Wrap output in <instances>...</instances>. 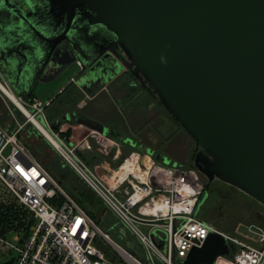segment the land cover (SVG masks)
Returning a JSON list of instances; mask_svg holds the SVG:
<instances>
[{
  "label": "water",
  "instance_id": "obj_1",
  "mask_svg": "<svg viewBox=\"0 0 264 264\" xmlns=\"http://www.w3.org/2000/svg\"><path fill=\"white\" fill-rule=\"evenodd\" d=\"M77 60L84 90L128 71L196 139L194 167L208 179L197 211L216 180L264 205V0H0V65L17 94ZM226 254L213 233L185 263Z\"/></svg>",
  "mask_w": 264,
  "mask_h": 264
},
{
  "label": "built area",
  "instance_id": "obj_2",
  "mask_svg": "<svg viewBox=\"0 0 264 264\" xmlns=\"http://www.w3.org/2000/svg\"><path fill=\"white\" fill-rule=\"evenodd\" d=\"M77 64L82 66L81 61ZM19 100L29 113L17 107L21 114L16 115L10 109V126L0 124V253L13 254V264H186L190 252L213 233L224 236L230 246V254L213 264H264V228L250 225L241 238L198 218L206 185L196 168L166 164L145 150H134L117 164L104 160L92 168L80 152L93 150L89 137L105 156L117 145L114 139L92 129L77 144L69 142L50 125L39 100ZM27 124L47 138L132 232L129 246L111 238L32 154L21 138ZM58 196L63 198L60 204L52 201ZM8 210L18 212L28 230L6 221Z\"/></svg>",
  "mask_w": 264,
  "mask_h": 264
},
{
  "label": "rangeland",
  "instance_id": "obj_3",
  "mask_svg": "<svg viewBox=\"0 0 264 264\" xmlns=\"http://www.w3.org/2000/svg\"><path fill=\"white\" fill-rule=\"evenodd\" d=\"M71 67L72 68L68 69L67 72H64V77L67 81L66 86L73 83L71 86V89L73 90L72 94L77 92L76 94L74 93L73 98H71V101H73L71 103V107H78V105L80 107H88V105H92L97 98H93L91 95H85L82 91L84 89L79 85V87L82 89L81 90L76 85L75 79H77L76 75L80 70V65L74 64ZM69 70H71V73ZM143 86L151 90L149 87L143 85L128 71H125L114 81L104 86L106 88L102 92H105V94L109 96L111 95L110 98L112 99V102H114L113 99H115L116 93H120L122 91L124 92L125 90L129 92V95L127 97H123L117 105L121 108L120 111L123 118L122 121L127 125H129V121H131L129 119L131 115L130 110L132 107H136L138 103L141 105L152 104L153 107H161L159 104L160 101L158 100L156 94L152 90L151 92L155 97L148 94ZM68 87H70V85ZM141 87L144 88V90L141 91ZM61 91H63V89ZM138 93L140 95H138ZM62 94L63 92L60 94L59 99L54 104L52 100L45 101L37 97H32V101L39 100L43 107H45L44 115L49 123L50 121L48 116L50 107H68L66 105L62 106V99H64ZM10 109H12L16 115L21 114L19 109L15 107V105L0 92V124L3 126L8 127L11 124L12 118ZM164 110L163 111L165 113L163 112V115H165L166 119L162 118L157 120V124L152 121L147 122L145 125V127L147 126L146 128L136 129V133L133 134L139 138L145 137V135L147 136L148 133L147 128H150V126L153 125L154 127H151V131H153L156 135L157 138L155 140L157 141L155 142L156 145L152 146H157V149L155 150L167 157L168 161H165V163L180 165L183 168L194 167V156L198 151V143L196 139L186 129H184L166 109ZM38 118L41 122L44 121L41 116H38ZM23 119L25 120V117H23ZM71 124L76 126L79 125L75 124L74 122ZM54 130L60 133L61 137L66 138L67 141L71 142L76 139L77 143L87 138L91 133V131L85 129L84 126H78L77 129L72 128V131L67 130L65 132H62L57 128H54ZM21 138L24 142H26L32 154L45 166H47L57 178L62 180L65 187L69 186L73 189L78 188L80 190H86L88 193L90 192L92 201H94L97 208H99V216L101 217L100 227L105 232H107L111 238L126 246H129V244L133 242L134 236L132 232L119 223L115 213L112 210L107 209L99 197L95 193L91 192L84 180L67 165L55 147L38 129L35 128V126L32 124H27L26 130L21 134ZM91 144L94 146L93 149L96 148V145L93 142H91ZM142 144L150 143L146 141L144 143L141 142L139 145L138 141L135 142L134 139L125 144L124 148L127 146L126 149L130 150V154L132 152L131 150L140 149ZM152 148L153 147H151V150H153ZM96 153L98 154L99 152ZM126 153H128L127 150ZM81 154L84 161L88 164L96 162L95 157H91L89 159L87 152ZM98 156L100 157V161L98 160V162L107 160V156L103 154L99 153ZM124 158L125 156L121 157L119 162H121ZM199 175L201 180L205 183V185H207L208 179L206 176L200 171ZM99 201H101V204H98ZM197 216L202 220L212 222L214 225L226 231L227 233L237 235L241 238H246L248 235V227L250 225L264 228V205L245 194L238 188L220 180H216L211 183L210 188L208 189V197L200 206ZM12 257L13 254L3 255L0 253V264L11 260Z\"/></svg>",
  "mask_w": 264,
  "mask_h": 264
},
{
  "label": "crops",
  "instance_id": "obj_4",
  "mask_svg": "<svg viewBox=\"0 0 264 264\" xmlns=\"http://www.w3.org/2000/svg\"><path fill=\"white\" fill-rule=\"evenodd\" d=\"M67 71L68 70H66V72ZM69 72L71 73V70H69ZM64 75L65 73L61 74L59 77H57L55 80H52L47 85L39 83L34 88V90L30 92H26L21 95L22 96L31 95L32 97H37L45 101L52 100L54 104L59 99L60 94L63 92L62 96L64 97V99H62V106L66 105L68 107H50L48 119L51 123V126L53 128L60 129L62 132H65L67 130L72 131V128L77 129L78 126L79 127L84 126L85 129L90 130V131L92 130V128H89L88 126L80 123L78 121V118L91 119V120H94V121H97L103 124L107 129V131L104 132V134H107L109 137L114 139V141H116L117 143V145H113L110 155L107 156L106 158L107 161L113 165L119 163L121 157H124V156L126 157L129 154L130 150L126 149L127 146L124 148V145L127 144L128 142L122 141L121 138H117L115 135H112L111 134L112 130L115 131V133H120L121 136H124L127 139H130V140L135 139V142L138 141L139 145L141 142L144 143L148 141L150 144H142L140 149H133L131 151H134V150L147 151V148L151 149V147H153L152 148L153 150L151 151L156 156V154L158 153L157 150H155L157 149V146H152V145H156L155 142L157 141L155 140L157 138L156 135L154 134L153 131H151V127H154V126L151 125L150 128H147L148 133H147V136L145 135V137L139 138L135 136L133 133H136L135 132L136 129L146 128L147 126L145 127V125L147 124V122L152 121V122H155V124H157V120L162 119V118L166 119L165 115H163L165 113L164 112L165 108L161 103H159L161 107H153L152 104L150 105L142 104L141 105L138 103L136 107H132V109L130 110L131 115L129 119L131 121H129V125H127L122 121L123 118H122L121 111H120L121 108L117 106L119 101H121L123 97H127L129 95V92L127 90H125L124 92L122 91L120 93H116L115 94L116 97L115 99H113L115 102L114 103L111 101L112 100L110 98L111 95L109 96L105 94V92H102L106 87L97 88L92 91H88V90H82L76 82V85L78 86V88H80L84 92L85 95H89V96L91 95L93 96V98H97V99H95L92 105L90 106L88 105V107H80L79 105L78 107H71V103L73 102L71 101V98H73V95L75 92L72 94L73 90L71 89V86L73 85V83L69 84L70 87H68L69 85L66 86L67 81ZM144 88L141 87V91L144 90ZM62 89L63 91H61ZM145 89H146L145 91L148 94L153 95L151 90H149L148 88H145ZM139 93L138 95H140ZM72 122H74L75 124H79V125L78 126L73 125L71 124ZM89 140L92 141L96 145V141L93 138L89 137ZM71 142L77 143L76 139ZM126 150L128 153H126ZM80 152L81 153L87 152V154L89 155V159L91 157L94 158L96 156L95 157L96 162L89 164L91 167L93 166L92 168H94L99 163L98 160L100 157L98 156L99 153L98 154L96 153L98 152L97 148L93 149L92 151L86 150V151H80Z\"/></svg>",
  "mask_w": 264,
  "mask_h": 264
},
{
  "label": "trees",
  "instance_id": "obj_5",
  "mask_svg": "<svg viewBox=\"0 0 264 264\" xmlns=\"http://www.w3.org/2000/svg\"><path fill=\"white\" fill-rule=\"evenodd\" d=\"M27 97V96H26ZM32 97V96H30ZM82 156V154H81ZM95 156V155H94ZM96 157V156H95ZM68 165V164H67ZM69 166V165H68ZM47 167V166H46ZM71 169L72 167L69 166ZM48 168V167H47ZM73 170V169H72ZM74 171V170H73ZM75 172V171H74ZM76 173V172H75ZM54 175V173L52 172ZM77 174V173H76ZM78 175V174H77ZM55 178L58 180V182L61 184V186L74 197L89 213L90 215L96 220V222L100 225L101 224V217L99 216V208H97L96 203L92 201L91 194L90 192L88 193L86 190H80L78 188H71L69 186H64L62 180L56 177ZM79 176V175H78ZM80 177V176H79ZM85 182V181H84ZM86 183V182H85ZM87 184V183H86ZM88 186V185H87ZM89 187V186H88ZM90 188V187H89ZM91 192L94 193V191L90 188ZM56 204H60L63 201L62 197H56L54 200H52ZM103 203V202H102ZM98 204H101V201L98 202ZM4 219L8 222H14L16 226L18 227H25V220L21 215L12 210H8L7 213L5 214ZM33 219H31L32 221ZM26 230H28L27 227H25ZM3 264H13V260H10L8 262H5Z\"/></svg>",
  "mask_w": 264,
  "mask_h": 264
},
{
  "label": "bare ground",
  "instance_id": "obj_6",
  "mask_svg": "<svg viewBox=\"0 0 264 264\" xmlns=\"http://www.w3.org/2000/svg\"><path fill=\"white\" fill-rule=\"evenodd\" d=\"M78 61H81V60H77V62L75 63V64H77L78 63ZM82 62V61H81ZM78 65V64H77ZM83 65L84 64H82V66H80V68H82L83 67ZM4 78H1L0 77V92L2 93V91L4 92V93H2L5 97H7L14 105H15V107H19L20 109H22L25 113H29V111L25 108V107H23V105H22V103L20 102V100H19V98H22L21 96V94H17L16 93V91L13 89V87L11 86V84H9L8 83V79H4L5 80V82L7 81V84H9L8 86L9 87H11V88H8V87H6L5 86V84L3 83L4 82V80H3ZM35 122V125L43 132V134H47L48 136H50V134L48 133V131H47V129L45 128V127H43V125L38 121V120H35L34 121ZM50 138H52L51 136H50ZM52 142L54 143H56V141L52 138ZM57 144V143H56Z\"/></svg>",
  "mask_w": 264,
  "mask_h": 264
},
{
  "label": "flooded vegetation",
  "instance_id": "obj_7",
  "mask_svg": "<svg viewBox=\"0 0 264 264\" xmlns=\"http://www.w3.org/2000/svg\"><path fill=\"white\" fill-rule=\"evenodd\" d=\"M19 5H20V4H19ZM22 5L27 9V11L29 10V8H27L25 4H22ZM28 12H29V11H28ZM12 19L15 21V23H17V22H16L17 18H15V17L13 18V17H12ZM73 65H74V64H73ZM73 65H71V66H73ZM71 66L69 67V69L72 68ZM84 68H85V66L83 65V67L80 68V70H79L78 72H80V71L83 70ZM64 72H66V71H64ZM64 72H63V73H64ZM0 73H1V75H2V78H4V79L6 78V79H7V76L4 74V70L2 69L1 65H0ZM119 76H120V75H119ZM4 79H3V80H4ZM77 79H78V78H77ZM77 79H75L76 82H77ZM114 80H115V79H114ZM114 80H113V81H114ZM4 81H5V80H4ZM6 82H7V81H6ZM8 83H9V81H8ZM9 84H10V83H9ZM9 84H8V85H9ZM9 86H10V85H9ZM102 87H103V86H102ZM102 87H100V88H102ZM10 88H11V87H10ZM96 89H97V88H96ZM33 90H34V89H33ZM31 91H32V90H31ZM30 96H31V95H30ZM30 96L27 95V97H26V96H21V97H22L25 101H32L33 98L30 97ZM26 99H27V100H26Z\"/></svg>",
  "mask_w": 264,
  "mask_h": 264
}]
</instances>
